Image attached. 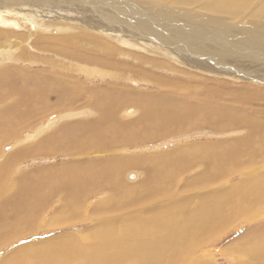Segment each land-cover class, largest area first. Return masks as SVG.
<instances>
[{"label":"rangeland","instance_id":"374dc122","mask_svg":"<svg viewBox=\"0 0 264 264\" xmlns=\"http://www.w3.org/2000/svg\"><path fill=\"white\" fill-rule=\"evenodd\" d=\"M48 1L59 4L37 2L32 6L28 2H23L15 8L17 12L2 8V11L16 14H12L9 22L4 21L0 24V39L2 34L7 36L6 42H3L4 38L0 41V51L6 49L9 52L11 49L7 55L0 54V90L4 93L0 98V110H3L0 114H3L4 109L9 106L12 107L18 99L21 100V104H28L31 111L37 112L39 106L34 105L36 102L31 96L33 89L42 93L40 109L47 112L40 114L38 119L32 118L33 120L25 122L24 128L19 133L13 134V138L7 140L0 148V165L2 163L6 165L8 155L19 148L27 153L25 155L27 157L18 159L10 168L8 166L5 171L7 174L3 177L7 182L3 185V192L0 193V224L14 221L16 216L23 214L22 220H25V226L22 225L24 228H19L20 230L13 234L8 231L10 238L0 241V261L10 253H13L12 256L15 258L33 260L34 255L26 254L27 249L39 251L44 247L52 248L54 246L52 241H61V238L69 234L77 238L83 237V232L95 223L92 207L99 200L106 199L107 195L110 196L111 190L104 188L87 196L82 202L85 207L82 206V209L85 210L83 215L88 214L89 218L75 223H72L74 222L72 220L70 222L69 219L64 220L65 217L53 220L60 208L59 195L51 194L45 200L41 211L36 212L31 207L21 208L20 199L17 195V198L14 196L19 193L26 178L31 177V173L39 167L56 165L62 161L81 165V162L84 164L83 162L88 160L87 154L74 152V145H70L69 152L46 154L30 151L31 154L28 153V150L35 146L41 148L46 144H58L60 126L67 127L68 124L71 127L65 129L62 137H74L73 127L75 128L77 124H81L82 128L87 123L105 124L101 118L106 117L100 116L105 108L110 111L108 116L114 118L116 116L115 119L121 123L142 120L143 103L147 94L152 105L169 103L182 105L183 108L188 106L193 116L195 113L202 114L203 109H211L210 107L217 108L221 114H229L235 118L244 116L243 122L238 121L239 124L221 130L202 124L148 138L145 141L129 143L128 146L109 144L107 147L109 151L114 152L113 157H118L157 155L167 149L199 143L234 142L237 139L247 138L255 132L246 121L257 120L264 123V80L251 73L244 74L235 70L242 69L248 64L242 71L254 65L257 68L260 64H264V56L256 57L250 52H246L244 56L242 53L234 54L233 50L227 54L223 53L237 42L248 47L251 45L256 50H264V0ZM180 1L185 2L180 3ZM225 1L241 2L242 6L238 8L237 5L231 4L229 7ZM113 17L118 19L117 24ZM133 23L139 24V28L132 30L131 33L127 31L122 33L115 27L118 25L125 30ZM109 27L110 29H107ZM148 30L152 31L147 32ZM161 31L170 34L173 38L169 39V45L156 43ZM148 33L155 34L156 38L148 36ZM55 37L60 39L56 40ZM71 83L74 87L69 85ZM64 84L67 85V90ZM21 85L32 90H22ZM89 93H91L90 98ZM95 94H98L96 98H92ZM181 96L183 99L185 96L186 98L181 100ZM131 107L135 108L134 113L127 114V110ZM106 126H108L107 122ZM38 131H41L40 134ZM69 131L72 135H68ZM51 133L57 136L52 141L45 142V137ZM108 153L110 152H96L92 156L97 157L99 154L98 157H101ZM58 155L59 158H56ZM111 157L112 155L109 156ZM253 159L257 164L255 171L264 172V155L255 154ZM201 160L195 161L190 168L180 174L181 176L179 175L175 183L176 190H180L182 194L187 192L189 197L195 196V184L190 183V185L188 182L206 167V160ZM126 170L123 173V181L128 185H139L146 176V170L142 166H130ZM231 171L234 173L229 171L228 176L222 178V181L217 180L219 182H215L210 188H216L222 183L224 188L238 185L243 178V171L237 167L234 169L232 167ZM131 173L135 174V178L129 177ZM126 174L129 175L126 177ZM112 195L118 196L114 192ZM89 212L93 216V221ZM253 213H256L254 220L249 219L245 212L237 215L233 225L226 228L223 233H219L211 241L193 250L194 257L205 258L213 264H235L238 260L237 254L227 251V247L236 244L237 241L245 245L255 232L258 234L264 232V206L255 209ZM97 214L107 216L104 212L101 213L102 215ZM18 251L20 255L16 253Z\"/></svg>","mask_w":264,"mask_h":264},{"label":"bare ground","instance_id":"6f19581e","mask_svg":"<svg viewBox=\"0 0 264 264\" xmlns=\"http://www.w3.org/2000/svg\"><path fill=\"white\" fill-rule=\"evenodd\" d=\"M23 2H28L30 3L29 5L32 6H35L37 2L59 4L58 2H50L48 0H0V24L4 21L9 22V20L12 19V14H16L11 11L17 12L18 10L15 8L19 7V4ZM182 2L185 1H180V3ZM225 4L229 7L231 4H234V6L237 5L238 8L242 6L241 2L235 1H225ZM2 8H7L11 11L8 10L9 12H5L2 11ZM211 15L207 16L210 17ZM113 19L116 24L119 22L117 18L113 17ZM125 25H127V23H125ZM115 27L120 29L122 33L125 31L131 33L133 32L132 30L139 28V24L133 23L129 26L128 29L130 31H128V29L123 30L118 27V25ZM107 29H110V27ZM150 31L152 30H148L147 32ZM133 34L136 35L138 33ZM148 36L156 38L155 34L148 33ZM202 36H204V33H202ZM170 38H172L170 34L161 31L158 34L156 43L169 45ZM6 39L7 36L2 34L0 41L3 40V42H6ZM54 39L57 40L60 39V37H55ZM250 47L252 46H244L237 42L235 45L232 44L230 48H227L226 53H223L227 54L229 51L233 50V52H235L234 54L242 53L244 56H246V52L255 54L256 57L264 56V50H256ZM195 49L197 48L195 47ZM236 49L238 51H236ZM5 51L6 49H3V51L1 50L0 54L6 53L5 55H7L11 52V49L9 52ZM205 52H207V50ZM65 53L66 52H64V54ZM247 66L235 70L244 74L251 73L255 77L264 80V72L262 71L264 70V64H260L257 68L254 67L255 65L250 66L246 71H242ZM46 78L49 79L48 77ZM47 79H45L46 82ZM5 80L7 81L6 78ZM147 82H149V79ZM69 85L73 86L72 83ZM21 86L23 87V85ZM64 86L65 88L67 87L65 84ZM26 87L27 86H25V88L23 87L22 90H32L31 88L26 89ZM107 90H105V92ZM3 94V91L0 90V98ZM41 94L40 90L37 89L31 91V96L36 102L34 105L39 106L37 112L31 111L28 104H21V100L18 101V99L12 107L9 106V108L4 109L5 112L3 114H0V148L7 140L13 138V134L19 133L20 130L24 128L23 125L25 122L32 118L38 119L40 114H43L44 111L42 108L40 109L43 100H41ZM90 94L91 93H89V98ZM96 95L98 94H95L92 98H96ZM119 96L121 95L119 94ZM147 97L148 94L143 103L144 111L142 120L139 119L132 123H121L115 119L116 116L115 118L114 116H108L110 111L105 108L103 111L104 113L100 115L106 117L105 119L101 118V121L105 122V124L101 125L96 123V125H93L87 123L83 128L81 124H77L75 128L73 127V131L75 130L74 137L71 138H69V136L68 138L62 137L65 133V129L69 127L68 124L67 127L66 125L60 126L58 128V137L60 140L58 144H46L41 148L35 146L28 150V153H30V151H38L40 153L56 154L59 151L69 152L70 145H74V152L87 154L88 160L83 162L84 164L81 162V165H79L80 163L75 165L73 162L62 161L56 165L50 164L48 166H41L33 173L30 172L32 174L31 177H28V179L26 178V181L20 187L19 193L16 192L18 194L14 196L16 198L18 196L20 199L19 203L21 208L25 209V207H31L36 212L41 211L45 204V200L51 194L54 196L59 195L61 197L60 208L53 220H60L65 217L64 220L69 219V221L72 220L74 221L72 223H75V221L78 222V220L89 218L87 217L88 214L85 216L83 215V211L85 212V210L82 209L84 207L82 202H84L87 196L98 189L100 191L102 188L111 190V193L110 196L107 195V198L105 197L106 199L103 201L99 200L92 207L91 210L94 215L95 223L91 228L83 232V237L77 238L69 234L61 238V241H49L54 243L52 248L44 247L39 251L27 249L28 253L26 254L30 256L34 255L33 260H27L22 257L15 258L12 256L13 253H10L6 258L0 261V264H213L205 258H195V251L193 250H197L202 244L211 241L219 233H223L226 228L233 225L235 217L240 215V213H247L251 220L256 218V213L253 212L255 209L257 210L264 206V172L255 171V166L257 164L253 156L255 154L258 156L264 155V123L257 120L246 121V123H249V127L251 126L255 132L251 133L247 138L237 139L234 142L185 145L164 150V153H158L157 155L113 157L114 152L109 151L107 147L111 143L128 146L129 143L145 141L148 138L180 131L185 128L189 129L202 124H207L215 129L220 128L221 130L223 128H230L231 125L239 124L238 121L243 122L244 120V116H236L235 118V116L229 114H221L217 108L213 107H210L211 109H203L201 111L202 114L195 113L193 116L188 106L183 108L184 106L182 105L178 106L169 103L152 105ZM182 97L183 96H181V100L183 99ZM139 98L141 97L139 96ZM85 99L87 100V97ZM60 100L62 101V99ZM59 104L61 105L60 102ZM134 109V107H131L130 112H128L129 110H127V112L133 114ZM106 122L108 126H106ZM249 130L251 129L249 128ZM53 133L45 137V142H50L57 136ZM69 133L68 135H72ZM96 152L110 153L106 155L103 154L104 156L100 155L101 157H98L99 154L97 157L92 156ZM26 154V151H21V148H19V150L11 152L8 155L6 158L8 163L6 165H4V163L0 165V193L3 192V185L7 182L3 177L7 174L5 171L8 166L10 168L18 159H22ZM111 155L112 157L109 158ZM59 156L60 155L56 156V158H59ZM199 159L206 160L207 164L205 163L206 167L203 168L200 174L194 176L191 181L188 182L189 184H195V196L189 197L190 195L187 192L182 194L180 190H176L175 183L179 175L187 168H190V165L194 164V162ZM130 166H142L146 170V176L143 181L141 180L142 182L139 185L132 186L123 181V173ZM232 167L233 169L237 167L243 171V178L240 179V184L238 183V185L231 188H224L221 182L222 184L220 186L210 188L215 182H219L217 180L221 179L222 181V178L228 176L229 171L230 173H234L231 171ZM128 175L126 174V177ZM173 188H175V191ZM112 192L118 194V196H111ZM86 211H88V209ZM102 212L107 213V216H98L97 213L102 215ZM22 216L23 214H19L14 221L0 224V241H6L10 238L11 235L8 231L13 234L15 231L24 228L25 220H22ZM90 217L93 221L91 213ZM56 222L57 221H55V223ZM246 242L247 244L243 245L241 241H237L236 244H231V246L227 247V251L237 254L238 260L235 264H264V232L259 234L255 232ZM21 251L22 250H20V252ZM20 252L18 251L16 253L19 254Z\"/></svg>","mask_w":264,"mask_h":264},{"label":"water","instance_id":"95a60500","mask_svg":"<svg viewBox=\"0 0 264 264\" xmlns=\"http://www.w3.org/2000/svg\"><path fill=\"white\" fill-rule=\"evenodd\" d=\"M130 109H131V108L128 109V110H129L128 112H130ZM128 112H127V113H128ZM129 177H131V178H135V174L131 173V174L129 175Z\"/></svg>","mask_w":264,"mask_h":264}]
</instances>
